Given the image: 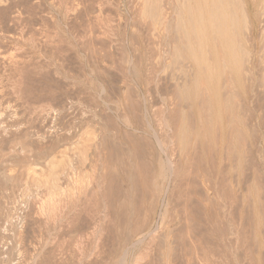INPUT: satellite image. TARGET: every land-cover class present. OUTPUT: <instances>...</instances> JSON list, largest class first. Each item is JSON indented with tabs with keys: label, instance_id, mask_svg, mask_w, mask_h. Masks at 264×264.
I'll return each mask as SVG.
<instances>
[{
	"label": "rangeland",
	"instance_id": "obj_1",
	"mask_svg": "<svg viewBox=\"0 0 264 264\" xmlns=\"http://www.w3.org/2000/svg\"><path fill=\"white\" fill-rule=\"evenodd\" d=\"M77 1L0 0V264H264V0H243L251 61L213 81L233 114L174 99L182 0H148L160 24Z\"/></svg>",
	"mask_w": 264,
	"mask_h": 264
},
{
	"label": "bare ground",
	"instance_id": "obj_2",
	"mask_svg": "<svg viewBox=\"0 0 264 264\" xmlns=\"http://www.w3.org/2000/svg\"><path fill=\"white\" fill-rule=\"evenodd\" d=\"M4 1V0H3ZM6 1V0H5ZM14 1V0H13ZM79 1V0H78ZM77 1V2H78ZM150 3L152 4V0H149ZM149 1L148 0H142L141 2V9H139L140 12H138L140 14L139 18V22L144 23L143 19L146 18L145 16H149L150 15V20L152 21L153 24H160V20L156 19L157 15L154 12V7L153 8H149L152 6H149ZM156 1V0H155ZM251 1V0H250ZM253 1V0H252ZM11 2V1H10ZM73 2V1H72ZM82 2V0H81ZM130 2V1H129ZM181 4L177 14H176V18L174 19V30H173V35L176 36V45L174 46V60L176 61L179 58V55H181V57L186 60L187 63L189 64H193L194 68H189L190 72L193 73L192 75V81L190 80L189 84L187 83V81L185 83L187 84H180L182 81L177 80V82L179 84L175 83V87L173 88L174 90V99L177 97L179 99H184L187 101H193L198 97V95L201 93L199 92L200 89L204 88L207 90H211L210 96H205L207 97V99L209 101H211V98L213 99V102L210 103V106H213V104H217L220 103L219 101L216 102V94H215V84H213L217 78L218 75L216 74H220V76H222L224 73H231L232 75H236L241 72V68L243 62H245L246 60H250L247 59L250 56V53H248L244 47V45H242L241 43H239V40L237 38L238 36V32H245V33H249L252 30L250 29V20H249V16L247 14V8L243 2V0H182L179 1ZM196 2V3H195ZM12 3V2H11ZM155 3V2H154ZM5 4V2H4ZM264 4V3H263ZM99 5V4H98ZM140 5V2H139ZM258 5V3H257ZM131 7V6H130ZM136 7V6H135ZM264 7V6H263ZM178 8V7H177ZM111 9V8H109ZM136 9V8H135ZM151 9H154L153 11ZM161 9V7H160ZM101 11V10H100ZM113 11V10H112ZM135 11V10H134ZM149 11V12H148ZM255 11V10H254ZM257 11V10H256ZM111 12V11H110ZM113 13V12H112ZM130 13V12H129ZM128 13V14H129ZM150 13V14H149ZM255 13V12H254ZM138 14V15H139ZM147 14V15H146ZM149 14V15H148ZM163 14V13H162ZM263 14V18H264V10L262 12ZM94 15V14H93ZM135 15V14H134ZM137 15V16H138ZM254 15V14H251ZM160 16V15H159ZM163 16V15H162ZM170 16V14H169ZM255 16V15H254ZM114 17V16H113ZM156 17V18H155ZM161 17V16H160ZM116 18V17H115ZM164 18V17H163ZM162 18V19H163ZM135 19V17H134ZM143 20V21H140ZM160 19V18H159ZM161 19V20H162ZM168 19V18H167ZM116 20V19H115ZM133 20V19H132ZM138 20V19H136ZM264 20V19H262ZM147 21V20H146ZM165 21V20H164ZM163 22V21H162ZM261 22V21H260ZM103 23V21H102ZM116 23V22H115ZM146 23V22H145ZM144 23V24H145ZM150 23V22H149ZM164 23V22H163ZM264 23V21H263ZM131 24V23H130ZM134 24V23H133ZM167 24V23H166ZM106 24H104L105 26ZM109 25V24H108ZM117 25V24H116ZM252 25V24H251ZM255 25V24H254ZM102 26V25H101ZM154 26L155 25H151ZM93 27V26H92ZM136 27V26H135ZM158 27V26H156ZM163 27V26H162ZM98 28V27H97ZM118 28V27H117ZM152 28V30H154L155 28ZM159 28V27H158ZM126 29V28H125ZM163 29V28H162ZM157 30V29H156ZM161 30V29H160ZM262 33H264V28L261 29ZM87 31V30H86ZM100 31V30H99ZM89 32V31H88ZM98 32V31H97ZM96 32V33H97ZM110 32V31H109ZM107 31V33H109ZM132 32V31H131ZM156 32V31H154ZM159 32V31H158ZM259 32V31H258ZM87 33V32H86ZM85 33V34H86ZM104 33V32H103ZM161 34V32H159ZM94 34V33H93ZM102 34V33H101ZM156 34V33H155ZM158 34V33H157ZM112 35V34H111ZM154 35V34H153ZM244 35V33H243ZM89 36V35H88ZM92 36V35H91ZM104 36V35H103ZM114 36V35H113ZM132 36V35H130ZM247 35H245L246 37ZM116 37V36H115ZM151 38V37H150ZM247 38V37H246ZM91 39V38H90ZM95 38H93L94 40ZM111 39V38H110ZM109 39V40H110ZM114 39V38H113ZM116 39V38H115ZM259 39V38H258ZM251 40V39H250ZM112 41V40H111ZM107 42V41H106ZM113 42V41H112ZM115 42V41H114ZM125 42V41H124ZM248 42V41H247ZM258 42V41H257ZM104 43V42H103ZM109 43V42H108ZM117 43V42H116ZM162 43V42H161ZM253 43V42H252ZM248 44V43H247ZM90 45V44H89ZM104 45V44H103ZM109 45V44H108ZM99 46V45H98ZM106 46V45H104ZM115 46V45H114ZM247 46V45H246ZM91 47V45H90ZM109 47V46H108ZM263 47V46H262ZM107 48V47H105ZM111 48V47H110ZM121 49V48H120ZM160 49V48H159ZM98 50V49H97ZM101 50V49H100ZM103 50V49H102ZM260 50V49H259ZM122 51V50H121ZM153 51V50H152ZM180 51H182V54H179ZM59 52V51H58ZM113 53V52H112ZM115 53V52H114ZM123 53V52H122ZM137 53V52H136ZM157 53V51H156ZM160 53V52H159ZM102 55V54H101ZM123 55V54H122ZM249 55V56H248ZM261 55V54H260ZM98 56V55H97ZM115 56V55H114ZM100 57V56H99ZM113 57V56H110ZM180 57V58H181ZM264 57V56H263ZM251 58H253L251 56ZM99 59V58H98ZM155 59V58H154ZM246 59V60H245ZM258 59V58H257ZM102 60V59H101ZM113 60V59H112ZM125 60V59H124ZM123 60V61H124ZM127 60V59H126ZM151 60V59H150ZM253 60V59H252ZM100 61V60H98ZM104 61V60H103ZM102 61V62H103ZM106 61V60H105ZM145 61V60H144ZM160 61V59H159ZM251 61V60H250ZM100 62V63H102ZM112 62V61H111ZM142 62V61H141ZM173 62V59H172ZM253 62V61H252ZM104 64V62H103ZM112 64V63H111ZM249 64V63H247ZM251 64V62H250ZM101 65V64H100ZM258 65V64H257ZM189 66V65H188ZM192 65H190L191 67ZM252 66V64H251ZM264 66V65H263ZM104 67V66H103ZM118 67V66H117ZM113 68V67H112ZM120 68V67H119ZM253 68V66H252ZM110 69V68H109ZM114 69V68H113ZM145 69V68H143ZM245 69V68H244ZM250 69V68H249ZM125 70V69H124ZM101 71V70H100ZM121 71V70H120ZM243 71V70H242ZM258 71V69H257ZM261 71V70H260ZM110 72V71H109ZM249 72V71H248ZM253 72V71H252ZM251 72V73H252ZM148 73V72H147ZM264 73V72H263ZM121 74V73H120ZM224 74V75H225ZM242 74H244V72H242ZM246 74V72H245ZM254 74V73H253ZM228 75V74H227ZM231 75V76H232ZM250 75V73H249ZM105 76V75H104ZM251 76V75H250ZM258 76H262V75H258ZM225 77V76H223ZM245 77V76H244ZM247 77V76H246ZM150 78V76H149ZM164 78V77H163ZM185 78V77H184ZM231 79L232 77L227 76V79ZM136 79V78H134ZM181 79V78H180ZM186 79V78H185ZM191 79V78H190ZM203 80L207 81V85L206 86H201L199 84V81L201 82ZM215 79V80H214ZM218 79V78H217ZM235 79V78H234ZM243 79V78H242ZM116 80V79H115ZM188 80V79H187ZM230 80V81H231ZM258 80V78H257ZM260 80V79H259ZM114 81V80H113ZM163 81V80H162ZM185 81V80H184ZM229 81V80H228ZM228 81H226L228 83ZM251 81V80H250ZM139 82V81H138ZM225 82V83H226ZM233 82V81H232ZM183 83V82H182ZM204 82H202L203 84ZM206 83V82H205ZM226 83V84H227ZM248 83V82H247ZM172 84V83H171ZM170 84V85H171ZM229 84V83H228ZM231 84V83H230ZM259 84V81H258ZM130 85V84H129ZM161 85V84H160ZM166 85V84H165ZM224 85V84H223ZM127 86V85H126ZM167 86V85H166ZM227 86V85H225ZM224 87V86H223ZM221 88V87H220ZM228 88V87H226ZM230 88V86H229ZM169 89V88H167ZM233 89V88H232ZM162 90V89H161ZM164 90V88H163ZM229 90V89H227ZM231 90V89H230ZM257 90V89H256ZM264 89H261L260 91H262ZM149 91V90H148ZM167 91V90H166ZM209 91H207L209 93ZM226 91V90H225ZM234 91V89H233ZM231 91V92H233ZM136 92V90H135ZM163 92V91H162ZM199 92V93H198ZM230 92V91H228ZM127 92L125 91V94ZM166 93L170 92L167 91ZM255 93V92H254ZM259 93V92H257ZM262 93V92H260ZM149 94V93H148ZM161 94H165V93H161ZM203 94V93H201ZM200 94V95H201ZM206 94V92H205ZM251 94V93H250ZM131 95V94H130ZM133 95V94H132ZM162 95V97H163ZM173 94H171L170 96H172ZM236 96V94H234ZM260 95V94H259ZM115 96V95H114ZM124 96V95H123ZM166 96V95H165ZM197 96V97H196ZM229 96H231V94L229 93ZM233 96V95H232ZM231 96V97H232ZM127 97V96H126ZM125 97V98H126ZM165 98V97H164ZM168 98H170L168 96ZM173 98V97H172ZM203 98V97H202ZM219 98V97H218ZM229 98V97H228ZM135 99V98H134ZM204 99V98H203ZM261 99V98H260ZM259 99V100H260ZM119 100V99H118ZM130 100V99H129ZM136 100V99H135ZM172 100V99H171ZM228 100V99H226ZM233 100V99H232ZM258 100V101H259ZM264 100V98H263ZM37 101V100H36ZM147 101V100H146ZM156 101V100H155ZM169 101V100H168ZM179 101V100H178ZM225 101V100H224ZM257 101V102H258ZM261 101V100H260ZM129 102V101H128ZM151 102V101H150ZM167 102V101H166ZM173 102V101H172ZM208 102V101H207ZM222 102V101H221ZM232 102V101H231ZM123 103H125L123 101ZM130 103V102H129ZM176 104V103H175ZM189 104V103H188ZM222 104V103H220ZM224 104V103H223ZM152 105V104H151ZM220 108H218L219 110L221 109L223 111L226 110V113L229 112H233L232 111V104L229 105L227 102L225 103V105L222 107L219 104H217ZM255 105V104H254ZM253 105V106H254ZM131 106V105H130ZM136 106V105H134ZM174 106V105H173ZM172 106V107H173ZM240 106V104H239ZM250 106V105H249ZM150 107V106H149ZM175 107V106H174ZM177 107V106H176ZM190 107L192 108L191 104ZM202 107V106H201ZM243 108V106H242ZM245 108V107H244ZM133 109V108H132ZM137 109V108H136ZM163 109V108H162ZM176 109V108H175ZM174 109V110H175ZM178 109V108H177ZM252 109V108H251ZM250 109V110H251ZM161 110V109H160ZM173 110V109H172ZM217 110V109H216ZM46 111V110H45ZM48 111V110H47ZM53 111V110H52ZM129 111V110H128ZM176 111V110H175ZM188 111V110H187ZM136 112V111H135ZM151 112V111H150ZM169 112V111H168ZM172 112V111H171ZM177 112V111H176ZM181 112V111H180ZM170 113V112H169ZM234 113V112H233ZM232 113V114H233ZM245 113V112H242ZM48 114V113H47ZM57 114V113H56ZM188 114V113H187ZM231 114V115H232ZM194 115V114H193ZM211 115V114H210ZM220 115V114H219ZM247 115V114H246ZM258 115V114H257ZM56 116V115H55ZM136 116V115H135ZM153 116V115H152ZM183 116V115H182ZM227 116V115H226ZM256 116V115H255ZM137 117V116H136ZM175 117V116H174ZM225 117V116H224ZM228 117V116H227ZM235 116H229V118H225L228 119L226 124L227 127L229 128V130H231L230 135L231 136H235L237 133L236 130V124L238 126V122H235L236 119L234 118ZM259 117V116H258ZM103 118V117H102ZM204 118V117H203ZM221 117L218 118V120H220ZM250 118V117H249ZM106 119V118H105ZM176 119V118H175ZM213 117L211 118V116L209 118H207V120H211L213 121ZM217 119V116H216ZM258 119V118H257ZM261 119V118H260ZM173 120V119H172ZM177 120V119H176ZM175 120V121H176ZM250 120V119H249ZM106 121V120H105ZM168 121V120H167ZM174 121V120H173ZM255 121V120H254ZM139 122V121H138ZM178 121H176L177 123ZM210 122V121H209ZM221 122V120H220ZM173 123V122H172ZM217 123V122H216ZM215 123V124H216ZM224 123V122H223ZM108 124V123H107ZM175 124V123H174ZM213 123H211L212 125ZM226 124L224 125V127L226 126ZM177 125V124H176ZM214 125V124H213ZM217 125V124H216ZM215 125V126H216ZM244 125V124H243ZM175 126V125H174ZM208 126V125H207ZM210 126V125H209ZM264 126V125H263ZM161 127V126H160ZM176 127V126H175ZM211 127V126H210ZM249 127V126H248ZM105 128V127H104ZM172 128V127H171ZM182 128V127H181ZM206 128V127H205ZM212 128V127H211ZM217 128V127H216ZM255 128V126H254ZM48 129V128H47ZM190 129V128H189ZM226 129V128H225ZM224 129V130H225ZM260 129V128H259ZM228 130V129H226ZM228 130V131H229ZM256 130V129H254ZM253 130V131H254ZM177 131V130H176ZM227 131V132H228ZM51 132V131H50ZM226 132V133H227ZM262 132V131H261ZM177 133V132H176ZM216 133V132H215ZM248 133V132H247ZM191 134V133H190ZM201 134V133H200ZM223 134V132H222ZM221 134V135H222ZM228 134V133H227ZM259 134V133H258ZM257 134V135H258ZM226 135V134H225ZM44 136V135H43ZM162 136V135H161ZM190 136V135H189ZM230 136V137H231ZM233 136V137H234ZM259 136V135H258ZM238 137V136H237ZM236 137V138H237ZM44 138V137H43ZM190 138V137H189ZM195 138V137H194ZM217 139V138H216ZM140 140V139H138ZM136 140V141H138ZM145 140V139H144ZM143 140V141H144ZM180 140H182V138H180ZM238 140V138L236 139V141ZM244 140V139H242ZM260 140V139H259ZM126 141V139H125ZM129 141V140H128ZM142 141V142H143ZM195 141V140H194ZM197 141V139H196ZM215 141V140H214ZM229 141V140H228ZM105 142V141H104ZM253 143V142H252ZM264 143V142H263ZM139 144V143H138ZM146 144V143H145ZM144 144V145H145ZM188 144V143H187ZM196 144V142H195ZM229 143L228 148L231 147ZM199 146V145H198ZM227 146V144H226ZM255 146V145H254ZM146 147V146H145ZM206 147V146H205ZM204 147V148H205ZM197 148V147H196ZM233 148V147H232ZM132 149V148H131ZM149 149V147H148ZM198 149V148H197ZM211 149V148H210ZM216 149V148H215ZM227 148H225L226 150ZM249 149V148H248ZM150 150V149H149ZM180 150V149H179ZM178 150V151H179ZM224 150V149H223ZM215 151V150H214ZM140 152V151H139ZM198 152V151H197ZM195 152V153H197ZM211 152V151H210ZM228 152V151H227ZM43 154V153H42ZM136 155V154H135ZM134 155V156H135ZM146 155V154H145ZM194 155V154H193ZM197 156V154H196ZM210 156V155H208ZM40 157V155H39ZM133 157V156H132ZM145 157V156H144ZM191 157V156H190ZM189 157V158H190ZM42 158V156H41ZM182 158V157H181ZM201 158V157H200ZM226 158V157H225ZM143 159V158H142ZM141 160V159H140ZM186 160V159H185ZM188 160V159H187ZM43 161V160H42ZM191 161V160H190ZM178 162V161H177ZM188 162V161H187ZM197 162V161H196ZM201 162V161H200ZM199 162V163H200ZM49 163V162H48ZM193 163V162H192ZM50 164V163H49ZM53 164V163H52ZM203 164V162H202ZM39 165V164H38ZM44 165V162H43ZM199 165V164H198ZM142 166V164H141ZM177 166V165H176ZM192 166V165H191ZM195 166V165H194ZM140 167V166H139ZM106 168V167H105ZM145 168V167H144ZM202 169V168H201ZM141 170V169H140ZM41 171V170H40ZM53 173V172H51ZM116 175V174H115ZM145 175V173H144ZM67 176V174H66ZM8 177V176H7ZM6 177V178H7ZM107 177V176H106ZM115 177V176H113ZM60 178H64L63 176ZM104 178V177H103ZM10 179V178H9ZM65 179V178H64ZM108 179V178H107ZM106 180V179H105ZM111 181V180H110ZM119 181V180H118ZM115 186V184H114ZM119 186V185H118ZM107 187V186H106ZM221 189V188H219ZM124 190V189H123ZM122 190V191H123ZM134 190V189H133ZM137 191V190H135ZM219 191V190H218ZM115 193V192H114ZM221 194V193H220ZM136 195V194H135ZM126 197V196H125ZM138 197V196H137ZM124 198V197H123ZM117 199V198H116ZM116 204V203H115Z\"/></svg>",
	"mask_w": 264,
	"mask_h": 264
}]
</instances>
